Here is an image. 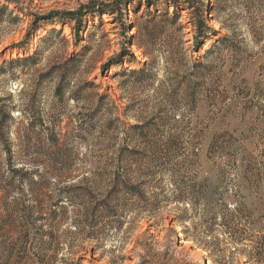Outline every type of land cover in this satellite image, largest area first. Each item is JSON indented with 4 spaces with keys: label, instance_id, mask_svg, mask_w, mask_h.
I'll use <instances>...</instances> for the list:
<instances>
[{
    "label": "rangeland",
    "instance_id": "rangeland-1",
    "mask_svg": "<svg viewBox=\"0 0 264 264\" xmlns=\"http://www.w3.org/2000/svg\"><path fill=\"white\" fill-rule=\"evenodd\" d=\"M89 1L17 0V8L25 13L15 14L21 20L10 23L4 19L0 25V100L4 99L8 106H20L11 113L17 122H12L7 114L3 115L11 130L8 134L0 132V264H255L247 262L239 253L231 256L229 251L233 252L235 248L229 244L224 246L225 252L216 254L187 239L185 231L194 233V227L192 223L180 224L179 219L185 213V207L180 204L159 203L162 222L158 224L155 218L143 215L135 225L127 224L122 230L109 228L105 219H98L93 230L76 229L70 224L77 219L74 207H69L67 220L60 217L51 221L49 203L42 211L36 209V194L31 191V182L12 179V169L22 166L40 167L41 172L47 166L69 169L68 179L55 182L53 176L34 180L49 181L48 191L56 196L59 183H81L84 179L91 183L103 182V175L114 174L112 168L118 166L122 158L125 173L134 183L158 187L166 192L165 197H169L175 184L202 183L217 174L213 170L233 164L227 156L229 151L239 153L236 158L238 172L226 170L230 172L228 178L238 185L247 187L244 177L247 164L264 167L263 3L259 0H202L205 13L211 19L210 25L216 32L196 52L193 50L194 35L187 24L192 20L191 14L181 13V22L186 25L188 69L199 61L204 64V69L199 72L202 74L200 99L196 111L190 112L185 97H178L174 92L179 81L176 66L170 60L167 63V54L161 57L162 54L152 51L147 43L144 45L152 51L151 60L156 61V66L152 71L147 70L153 76L145 83L121 77L125 70L147 69L146 63L150 59L134 45L131 50L137 59L135 63L112 65L102 72L107 61L121 52L125 39L134 37L138 29L144 28L147 18H141V11L137 14L131 10L125 12L124 19L130 25L128 31L105 15L103 24L95 20L98 27H88L87 31L95 35L93 42H88L87 32L83 34L85 45L92 50L81 67V74L71 84V90L80 86L86 79L82 76L84 70L90 71L92 67L91 78H96L101 93L112 97L116 110L113 104L100 107L91 100L61 102L54 97L55 82H39L41 74L49 67L62 63L71 55L78 56L82 47L74 50L72 45L53 40L55 46L42 53L38 65L10 64V60L24 56L25 51L15 49V46L24 45L34 16L51 11H75L80 4ZM45 33L33 38L30 54ZM63 34L72 40L68 26L63 27ZM232 35L231 45L235 49H225L218 41ZM133 40L140 41L139 37ZM213 46L216 48L204 59ZM35 95L41 104L27 110L24 105ZM2 105L0 103V119ZM24 110L27 111L20 113ZM39 118L47 123L61 121V129L53 134L26 135L25 124L18 123ZM117 118L121 124L113 122ZM83 120L93 124L87 133L79 130ZM111 121L118 129L115 132L104 129ZM139 123L144 126V136L136 134L132 139L127 138L129 142L125 141L129 136L127 130ZM126 147L135 155L128 157ZM9 183L14 184L9 188ZM148 193H151L150 188ZM238 199L251 211L264 208V197L247 190H243ZM81 200L87 203L89 199ZM149 223L154 225L151 227ZM207 227L208 224H204L198 229L201 239H204L202 231ZM213 234L206 241L212 242L220 236L216 232Z\"/></svg>",
    "mask_w": 264,
    "mask_h": 264
},
{
    "label": "trees",
    "instance_id": "trees-1",
    "mask_svg": "<svg viewBox=\"0 0 264 264\" xmlns=\"http://www.w3.org/2000/svg\"><path fill=\"white\" fill-rule=\"evenodd\" d=\"M259 1L264 4V0ZM17 4V0L0 1V25L4 23V19L10 23L21 20L15 14L25 13L17 8ZM142 8H145L144 11L141 10ZM171 8L173 10L170 12ZM130 10L134 14L141 11L143 13L141 18H147L144 28L138 29L137 34L134 35L136 38L139 37L140 41H134V37L126 38L121 52L107 61L108 65L105 64L106 67L102 68V72L112 65L122 66L125 63H135L137 59L131 50V46L134 45L144 57L150 59L149 63H146L147 69L125 70L122 72L121 77H130L143 84L148 77L152 78L153 76L147 70L152 71L156 66V61L151 60V52H160L162 54L161 57L167 54V63L170 60L176 66V74L179 79L175 85L174 92L178 97H185L188 110L195 112L202 87L200 81L202 74L199 72L204 69V64L199 61L191 69H188L187 33L185 32L186 25L181 22V13L189 12L191 14L192 20H189L187 24L191 27L194 35L193 50L196 52L206 45L211 35L216 32L210 25L211 19L205 13L202 0H111L109 2L90 0L87 4H80L75 11H51L45 15L34 16L35 21L30 24L27 30L24 45L15 46V49L25 51L24 56L10 60V64H20L27 67L38 65L42 53L51 50L55 46L53 40L72 45L74 50L82 47L83 51L78 56L71 55L64 59L62 63L49 67L47 72L41 74V81L39 82L42 83L47 80L55 82L54 97L61 102L70 100L85 103L91 100L100 107H103L106 103L113 104V108L116 110L112 97L109 94L101 93L102 88L98 83H95L96 78H91L92 67L90 71L89 69L84 70L82 76L86 79L81 82L77 89L71 90V84L76 76L81 74V67H83L88 54L92 50L89 45H85L86 41L83 37V34L87 32L88 42H93L95 35L92 31H87L89 25L93 29L97 28L95 20L99 24H103L102 18L108 15L114 21L119 22L125 31H128L130 25L125 21L124 15L126 11ZM208 12H211L210 9ZM58 26L60 29H57ZM65 26H68L70 30L71 41L63 34V27ZM43 31H46L45 35L39 38L38 46L30 54L31 41ZM232 41L233 35L232 37L225 36L218 42L223 44L225 49L234 50L235 46L231 45ZM145 43L152 48V51L144 45ZM215 48L216 46H213L206 53L204 59H207ZM0 103L3 104L0 132L6 131L8 134L11 127L3 118V115L7 114L12 122H17L11 116V113L14 110H19L20 106H8L4 104V99L0 100ZM39 104H41L40 99L35 95L26 102L24 107L31 111ZM27 110H24V112L20 111V113H25ZM91 122L83 120L79 123V130L82 133H87L93 125ZM113 122L122 123L119 118ZM18 123L22 126L25 124L24 131L27 133L26 135H35L37 133L53 134L56 133V130L61 129L62 124L61 121H50V123H47L42 118L24 119L23 121H18ZM143 127L140 123L131 126L126 132V135L129 136L124 140L129 142L127 138L132 139L136 134L144 136ZM104 129L114 132L118 130L115 129L112 121L107 123ZM126 151L128 157L135 155L134 151L128 147H126ZM238 155L239 153L229 151L227 156H229L230 160H233V164L225 169L215 167L217 169L212 172L217 174L212 178H206L202 183L180 182L175 184L173 193L169 197H165L164 194L166 192L158 189V187H151L144 182L134 183L125 173L122 158L119 159L118 166L112 168L115 170L114 174L103 175V182L91 183L88 179H84L83 182L85 183H72V181H68L63 185L59 183L56 185V196L48 191L51 186L49 181L34 180L37 177L39 179H45V177L51 179L53 176H55V182L61 181L62 178L68 179L70 176L68 175L70 173L69 169H55L47 166L43 169L44 172H41L42 169L40 167L30 169L22 166L12 169V179L18 178L22 182H31V191L36 194V209L42 211L44 205L49 203L51 221H57L60 217H62L63 221L67 220L69 207H74L77 219L70 224L74 225L76 229L82 227L83 230H93L97 227L98 219H105V225L109 228L122 230L127 224L135 225L136 222L142 219L143 215L155 218L158 224L162 222L160 211H158L160 210L159 203L180 204L185 207V213L179 219L180 224L184 226L186 223L190 225L192 223L194 227V233H191L187 227L188 231H185L187 239L192 240L199 247L206 250L212 249V252L216 254L225 252L224 246L229 244L235 248L233 252L229 251L231 256L239 253V255L246 258L247 262L264 264V208L258 212L251 211L238 199L243 190H247L253 195L264 197V167L260 164H247L244 172L247 187L238 185L234 180L228 178L227 174L230 172L226 171L238 172L236 164ZM250 159L254 158L251 157ZM13 184L9 183V188ZM149 188L151 193H148ZM100 195H102V198L99 199ZM81 199L89 200L84 203ZM41 214L43 216V213ZM2 222L6 221L2 220ZM149 224L151 227L154 225L152 223ZM204 224H208V227L202 231L204 239H201L198 229ZM217 228L218 230H216ZM215 232L220 234V238H214L212 242L206 241V238L209 237L211 239ZM239 247L244 248L239 250Z\"/></svg>",
    "mask_w": 264,
    "mask_h": 264
}]
</instances>
